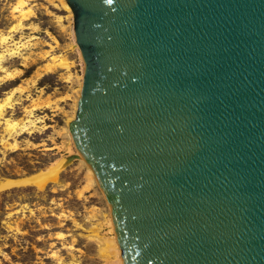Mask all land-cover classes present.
<instances>
[{
  "label": "water",
  "instance_id": "95a60500",
  "mask_svg": "<svg viewBox=\"0 0 264 264\" xmlns=\"http://www.w3.org/2000/svg\"><path fill=\"white\" fill-rule=\"evenodd\" d=\"M65 1L123 264H264V0Z\"/></svg>",
  "mask_w": 264,
  "mask_h": 264
},
{
  "label": "rangeland",
  "instance_id": "374dc122",
  "mask_svg": "<svg viewBox=\"0 0 264 264\" xmlns=\"http://www.w3.org/2000/svg\"><path fill=\"white\" fill-rule=\"evenodd\" d=\"M16 1L0 0V35L7 36L0 52L5 45L18 46L0 62V76L16 71L0 81V99L20 85L0 116V264H112L98 238L110 236L107 201L97 186L88 185L86 165L69 159L77 152H69L66 121L82 69L72 15L61 0H25L19 16L12 10ZM61 56L69 70L59 66ZM5 118L34 125L9 133ZM55 167V175L48 174ZM39 174L45 178L42 187Z\"/></svg>",
  "mask_w": 264,
  "mask_h": 264
},
{
  "label": "bare ground",
  "instance_id": "6f19581e",
  "mask_svg": "<svg viewBox=\"0 0 264 264\" xmlns=\"http://www.w3.org/2000/svg\"><path fill=\"white\" fill-rule=\"evenodd\" d=\"M24 2H25V0H18L13 5L12 10L15 11V12H18L19 16H21L25 12L24 11L25 10ZM61 3L63 5L64 9L67 11V13L71 16L72 12H71V9H70L69 5L67 4V2L65 0H61ZM73 36H74V31H73ZM6 40H7V36L0 35V43L1 42L2 43H6ZM74 46H76L78 54L80 55L81 62H82L81 63L82 64V69H81V74L78 77L79 86H78V89H77V94L75 96L74 110H73V113L68 116L67 121H66V124H67L66 125L67 126L66 130H67V133H68V136H69V139H70V142H69L70 146H68L69 149H70L69 152H71V151L77 152L76 148L73 146L72 141H71L69 124L75 118V113H76V109H77V101H78V97H79V94H80L82 78H83V72H84V62H83V59L81 57V54H80V51H79V47H78V45H77V43L75 41V36H74ZM15 48H16V50H15ZM17 49H18V46L13 48V47H9L8 45H5V48H3V50L0 52V62L5 57L6 54L15 55L18 52ZM59 59L61 60L58 63L59 66L64 68V69H66V70H69L70 62L63 56L59 57ZM47 69L52 70L53 66H47ZM15 73H16V71L4 70V75L0 76V81H2V80L3 81L4 80L7 81V79H11L15 75ZM67 78H70V73H68ZM19 89H20V85L12 88L7 95L5 94L6 95L5 97L0 99V116L3 114L5 107H10L9 103H10L11 96L14 93V91L19 90ZM32 101H34V100H32ZM45 102H47V101H45ZM32 121L31 120H26L25 121V120H22V118L21 119H17V120L11 119V118H5L4 119L5 130H7L9 133L10 132H17L19 130L21 131V130L27 128V125H29L28 123H32ZM21 123H22V125H20ZM12 144L15 145L14 142ZM77 159L80 160V162L82 164H85L86 167H87L86 174L88 175V181H89L88 185L89 186L90 185L97 186L99 188V190L101 191V188H100V186H99V184H98V182H97V180H96L91 168L88 166L86 161L80 155L77 157ZM63 164H64V161H62L60 164H58V166H62ZM57 170H59V168L55 167L53 170L49 171L48 174H50V175L54 174L55 175ZM40 176H41V174H39L37 176V179ZM37 179H36V182H37L38 186L42 187L45 184V178L44 179L39 178L38 180ZM28 181H30V180L29 179H24L23 180V182H25V183L28 182ZM88 185H86V186H88ZM102 195H103V193H102ZM103 197L105 198L104 195H103ZM107 205H108V214L106 215L104 221L109 227L108 231L110 232V236H107V237H104V238H100L101 236L98 237L99 238V243H100V245H99L100 246V251L107 258V260H109V262H111L112 264H123L122 259H121L120 247H119V244H118V241H117V237H116V233H115V229H114V225H113V221H112V217H111V209H110V206H109L108 202H107ZM91 231H92V235L93 236H98V233H97L98 232V223L96 225H94V226L92 225Z\"/></svg>",
  "mask_w": 264,
  "mask_h": 264
}]
</instances>
